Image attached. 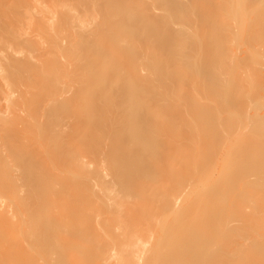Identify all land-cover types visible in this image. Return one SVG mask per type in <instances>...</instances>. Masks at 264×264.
Masks as SVG:
<instances>
[{"label":"bare ground","instance_id":"6f19581e","mask_svg":"<svg viewBox=\"0 0 264 264\" xmlns=\"http://www.w3.org/2000/svg\"><path fill=\"white\" fill-rule=\"evenodd\" d=\"M145 1L0 55V264H264V0Z\"/></svg>","mask_w":264,"mask_h":264},{"label":"rangeland","instance_id":"374dc122","mask_svg":"<svg viewBox=\"0 0 264 264\" xmlns=\"http://www.w3.org/2000/svg\"><path fill=\"white\" fill-rule=\"evenodd\" d=\"M15 1V2H14ZM19 1H21V5L20 4H17L18 3V0H0V28H1V30H0V32H1V34H0V53H2V54H0V55H6V54H16V53H18V54H16L17 56H19V57H21L22 55H26V54H28L29 52L31 53V54H36L37 53V51L39 50V52L41 53V52H44V51H42L43 49L44 50H46L47 49V47L49 46V39H48V34H46V30H48V25L46 24L45 26H42L41 27V29L43 30V29H45V28H47V29H45V31H43L42 33H41V35L39 36H36L37 38V41L36 42H34V40L33 39H30L29 40V42L30 43H27V41H28V39L30 38V37H33V36H35V34H40V32L38 31V30H40V31H42L40 28H37V26H35V25H37V23H36V20L37 19H39V18H36V16L37 17H39V16H44L45 18H46V16H47V18H49V16H53V15H55L56 17H57V15H61V14H65L66 16L68 15L69 16V18H67V19H65V20H70L69 21V23L71 22V23H73L72 21H73V19L71 20V17H72V12H71V9H69V7L67 6L68 4V1H67V3H66V0H19ZM147 1V0H146ZM145 1V2H146ZM149 2H148V5L149 4H152V3H154V2H152L153 0H148ZM186 1V0H185ZM30 2V3H29ZM54 2V3H53ZM65 2V3H64ZM152 2V3H151ZM25 3V4H24ZM29 3V4H28ZM37 3V4H36ZM46 3V4H45ZM50 3V4H49ZM92 3H91V0H90V8H89V10H90V19L92 20V22H90V26L92 25H94L93 24V20H95V19H92V16H96V14H97V16H98V12H95L94 11V8H93V6L91 5ZM30 7H29V6ZM59 5H60V7H59ZM18 6V7H17ZM42 6V7H41ZM66 6H67V8H66ZM92 6V7H91ZM98 6V5H97ZM9 7V8H8ZM34 7V8H33ZM45 7V9L43 10V8ZM65 7V8H64ZM16 8V9H15ZM18 8V9H17ZM31 8H32V10H31ZM12 9V10H11ZM21 9V10H20ZM62 9V10H61ZM98 10H99V6H98V8H97ZM102 9H104L103 7H102ZM127 9H130V8H126L125 10H124V12L123 13H126L127 12ZM33 11V13L31 12V11ZM49 10V11H48ZM53 12H52V11ZM57 12V13H55V11ZM60 10V11H59ZM10 11V12H9ZM129 11V10H128ZM131 11V10H130ZM72 14H71V13ZM101 10H100V14L99 15H101ZM105 12V11H104ZM16 13V14H15ZM44 13V14H43ZM128 13V12H127ZM126 13V14H127ZM197 14H198V12H196ZM15 14V15H14ZM42 14V15H41ZM47 14V15H46ZM49 14V15H48ZM51 14V15H50ZM103 14V13H102ZM196 14V15H197ZM32 15H33V17H32ZM36 15V16H35ZM39 15V16H38ZM65 15H63V16H65ZM118 15V14H117ZM193 15H195V14H193ZM195 15V16H196ZM55 16H53L54 18H56ZM67 16V17H68ZM94 16V17H95ZM192 16V15H191ZM195 16H193L192 18H196ZM3 17V18H2ZM93 17V18H94ZM101 17V16H100ZM120 16H118L117 17V19H116V21L118 22L119 21V18ZM5 18V19H4ZM11 18V19H10ZM12 18H14V19H12ZM15 18H17V19H15ZM19 18V19H18ZM36 18V19H35ZM119 18V19H118ZM4 19V20H3ZM23 19V20H22ZM97 19H98V17H97ZM3 22H2V21ZM9 20V21H8ZM29 20V21H28ZM49 20H51V18L49 19ZM90 20V21H91ZM17 21V22H16ZM32 21V22H31ZM38 21V20H37ZM8 22H9V24H8ZM16 22V23H15ZM24 22V23H23ZM96 22V20L94 21V23ZM3 23V24H2ZM11 23V24H10ZM70 23V24H71ZM92 23V24H91ZM32 24V25H31ZM35 24V25H34ZM177 24V23H176ZM4 27H3V26ZM7 25V26H6ZM9 25H12V27L11 26H9ZM172 25H174V23H172L171 24V26ZM17 26V27H16ZM7 27H8V30H7ZM9 27H11L12 29H10ZM43 27H45V28H43ZM94 27V26H93ZM37 28V29H36ZM91 28V27H90ZM14 29V30H13ZM17 29H19L18 31L19 32H16L17 34L16 35H18L17 37H19V35H20V38H18V40H14V39H11V37L13 36L12 35V31L11 30H13V31H16ZM34 29V30H33ZM28 30H30V31H28ZM35 30H37L36 32H35ZM6 31V32H5ZM11 31V32H10ZM34 31V32H33ZM11 33L10 35H11V37L9 36V34H3V33ZM21 32V33H20ZM31 33V34H30ZM34 33V34H33ZM46 34V35H45ZM7 35V36H6ZM28 35V36H27ZM32 35V36H31ZM21 36H23V37H21ZM9 37V38H8ZM47 39H46V38ZM14 38V37H13ZM28 38V39H27ZM39 38H41V39H39ZM45 38V39H44ZM21 39V40H20ZM27 40V41H26ZM31 40H33V41H31ZM43 40V41H42ZM23 41V42H22ZM25 41V42H24ZM46 41H47V45L45 44L46 43ZM21 42V43H20ZM32 42V43H31ZM39 42V43H38ZM35 43V44H34ZM36 43H38L39 45H36ZM7 44V45H6ZM27 44H31L30 46H28ZM33 44H34V46L36 45V46H39V48L38 47H36V48H34L33 49ZM43 44V45H42ZM16 45V46H15ZM46 45V46H45ZM14 47H15V49H14ZM21 47H22V49H21ZM29 47V48H28ZM30 47H32L31 49H30ZM19 48V49H18ZM7 49V50H6ZM32 49H33V51H32ZM25 50V51H24ZM48 50V49H47ZM6 51V52H5ZM11 51V52H10ZM27 52V53H26ZM26 53V54H25ZM12 54V55H13ZM38 55V54H37ZM0 70H1V68H0Z\"/></svg>","mask_w":264,"mask_h":264}]
</instances>
